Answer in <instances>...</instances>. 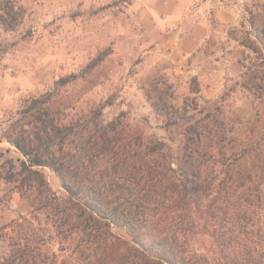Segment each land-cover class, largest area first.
<instances>
[{"label": "trees", "instance_id": "1", "mask_svg": "<svg viewBox=\"0 0 264 264\" xmlns=\"http://www.w3.org/2000/svg\"><path fill=\"white\" fill-rule=\"evenodd\" d=\"M245 13L228 34L250 53L240 86L258 102L241 135L217 107L195 98L174 105L163 77L147 79L144 94L177 139L174 151L120 116L103 120L110 101L68 114L75 104L61 89L76 81L93 87L90 77L111 48L25 102L5 132L24 160L5 180L49 222L61 256L45 251L39 228L19 216L0 227L9 249L0 264H264V2ZM23 17L15 1L0 0L4 30ZM189 92H199L195 80ZM42 168L64 197L51 192Z\"/></svg>", "mask_w": 264, "mask_h": 264}, {"label": "rangeland", "instance_id": "2", "mask_svg": "<svg viewBox=\"0 0 264 264\" xmlns=\"http://www.w3.org/2000/svg\"><path fill=\"white\" fill-rule=\"evenodd\" d=\"M13 1L24 17L13 31L0 26V227L19 216L31 220L48 253L61 256L53 228L5 180L24 160L5 132L27 100L52 89L59 78L78 74L101 49L111 48L112 54L90 77L96 84L86 89L90 84L76 81L61 89L75 104L68 114L110 101L103 120L120 116L144 138L163 141L174 151L177 139L144 94L147 79L163 77L172 86L174 105L195 98L201 107H217L237 135L254 119L258 102L240 86L250 53L228 34L246 18L247 6L264 0ZM192 80L199 88L195 95L189 92ZM39 171L51 192L64 197L50 171ZM261 196L264 200V186ZM8 250L0 241V259Z\"/></svg>", "mask_w": 264, "mask_h": 264}]
</instances>
